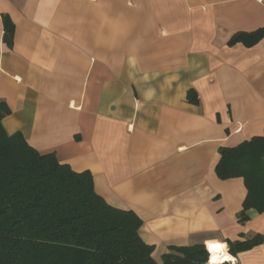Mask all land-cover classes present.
<instances>
[{
    "label": "crops",
    "instance_id": "0c3cea01",
    "mask_svg": "<svg viewBox=\"0 0 264 264\" xmlns=\"http://www.w3.org/2000/svg\"><path fill=\"white\" fill-rule=\"evenodd\" d=\"M261 27L264 0H0L3 125L91 171L155 258L223 243L236 264H264V243L229 253L264 235V212L240 222L244 178L216 172L221 146L264 134V38L229 44Z\"/></svg>",
    "mask_w": 264,
    "mask_h": 264
},
{
    "label": "trees",
    "instance_id": "16d2710c",
    "mask_svg": "<svg viewBox=\"0 0 264 264\" xmlns=\"http://www.w3.org/2000/svg\"><path fill=\"white\" fill-rule=\"evenodd\" d=\"M15 26L4 19V41L13 44ZM264 27L234 34L229 44L253 46ZM198 102L197 98H191ZM10 112L0 100V264H210L204 243L171 246L160 259L140 235L143 221L97 193L93 174L76 171L55 154L40 153L21 132L9 134ZM216 172L221 179L244 178L247 196L238 215L264 212V134L236 146H221ZM264 243V235L228 241L230 253Z\"/></svg>",
    "mask_w": 264,
    "mask_h": 264
},
{
    "label": "bare ground",
    "instance_id": "6f19581e",
    "mask_svg": "<svg viewBox=\"0 0 264 264\" xmlns=\"http://www.w3.org/2000/svg\"><path fill=\"white\" fill-rule=\"evenodd\" d=\"M231 256L225 252L223 243H215L210 248V264H219L223 260H231Z\"/></svg>",
    "mask_w": 264,
    "mask_h": 264
},
{
    "label": "rangeland",
    "instance_id": "374dc122",
    "mask_svg": "<svg viewBox=\"0 0 264 264\" xmlns=\"http://www.w3.org/2000/svg\"><path fill=\"white\" fill-rule=\"evenodd\" d=\"M228 251V250H227ZM229 252V251H228ZM230 253V252H229ZM233 261H235V260H228V261H226V260H223L221 263H219V264H236V262H233Z\"/></svg>",
    "mask_w": 264,
    "mask_h": 264
}]
</instances>
